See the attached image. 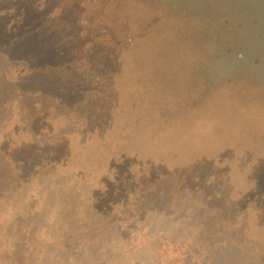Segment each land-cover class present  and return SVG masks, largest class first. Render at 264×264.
<instances>
[{"label": "trees", "instance_id": "1", "mask_svg": "<svg viewBox=\"0 0 264 264\" xmlns=\"http://www.w3.org/2000/svg\"><path fill=\"white\" fill-rule=\"evenodd\" d=\"M92 1L0 0V173L34 184L39 192L47 191L42 180H54L59 196L65 182L80 181L84 186L72 189L75 202L64 194L62 210L69 212L77 209L82 190L89 188L97 199L103 192L107 205L110 185L127 187L136 168H148L133 182L135 189L124 190L136 196L130 209H140L144 217L177 218L185 206L177 208L171 200L182 196L196 207L185 215V224L179 220L140 237L174 240L187 234L191 246L181 249V256L196 257L199 264H264V124L243 132L222 123L241 115L248 125L259 114L248 118L244 110H264V94L226 96L221 87L228 72L237 74L230 64L244 61L242 43L222 51L228 57L221 65L205 66V95L191 100L185 93L194 88L185 76L189 66L170 69L153 64L155 56L152 67L141 64L139 54L151 49L139 42H156L154 34L137 36L138 43L135 36L114 34L122 47L109 49L110 40L108 46L101 41L111 35L101 17L84 9ZM257 15L264 31V0ZM180 54L178 61L186 62L188 53ZM252 164L258 166L254 173ZM236 176L240 180L232 184ZM1 186L3 193L9 191ZM142 201L150 205L141 208ZM106 225L122 239L138 236L141 226ZM98 227L95 232L102 233ZM74 236L88 242L90 234Z\"/></svg>", "mask_w": 264, "mask_h": 264}, {"label": "rangeland", "instance_id": "2", "mask_svg": "<svg viewBox=\"0 0 264 264\" xmlns=\"http://www.w3.org/2000/svg\"><path fill=\"white\" fill-rule=\"evenodd\" d=\"M262 4L263 0H93L84 9L91 17H101L102 25L111 34L101 41L105 46L111 42L109 49L116 52L122 47L118 43L119 36H135L138 43L137 36L154 34L156 42L152 43L153 38L150 37L149 42L144 38L142 44L139 42L142 48L151 49L148 54H139V62L148 63L152 67L155 56L153 64L165 63L170 69L176 64L189 66V73L185 76L192 81L194 88L185 93L193 100L194 97L205 95V66L211 62L221 65L223 58L228 57L222 51L230 49L237 40L243 45L241 60L244 61L230 64L238 71L237 74L227 73L229 80L221 85L227 92L224 88L222 91L227 93L226 96L228 93L234 95L240 92L253 97V94H264V31L257 15L261 12ZM114 34L117 38L112 36ZM97 41L99 42L98 39ZM180 53H188L186 62L178 61L177 57L182 55ZM245 57L248 58L247 63ZM190 67L195 72L190 73ZM218 70L222 71V66ZM213 93L217 94L216 90ZM165 96L167 100L172 99L169 92ZM224 101L230 102L229 99ZM161 112L162 110L157 112L156 118L161 117ZM244 112L248 118L255 113L259 116L255 115V120H251L254 122L248 125L246 120L240 121L243 120L241 115L238 120L230 122L223 119L222 123L229 121L225 125L230 129H243V132L246 128H256L264 124V110ZM168 115L169 118L172 116ZM260 142H264V139ZM94 159L98 160V156ZM251 167L250 172H256L255 168L258 166ZM0 170L3 171L1 165ZM147 170L148 168H136L135 179L127 187L118 182L110 185L111 200L108 206L107 200L104 202L103 192L98 194L97 199L93 198V191L87 188L88 190H82L83 194L79 195L78 199L81 201L76 202L77 209L71 208L69 212L62 210L65 207L62 204L64 194L75 202L76 197H71L72 189L83 187L84 184L80 181H74V185H71L73 181L65 182L62 187L63 195L59 196L58 191L52 189L56 184L54 180H42V187L47 188V191L44 189L45 192L40 191V194L34 184L16 183L18 180H10L9 174L0 173V187L3 184L9 189L7 193H3L0 188V264H199L196 257L190 259L186 254L181 256L180 250L187 252L191 246L187 234L175 235V241L158 236L154 240L140 237L142 231L148 233V230H162L173 222L179 223V220L185 224V215L196 207L192 204L193 200L182 196L171 200L177 208L180 205L185 206L183 211L176 214L177 218L174 214L157 217L154 213L144 217L140 209H130L136 196L129 195L124 190L128 187L135 189L133 182L138 181ZM239 180V176L234 177L232 184ZM90 182L87 178L86 183ZM148 205L150 201L141 202V208ZM112 221H123V224L138 222L141 225L138 236L122 239L114 226H103L104 223L110 224ZM96 226H100L103 232H95ZM86 231L90 234L89 240L97 238L98 242L90 243L85 240L87 238L83 240V237L74 236Z\"/></svg>", "mask_w": 264, "mask_h": 264}]
</instances>
